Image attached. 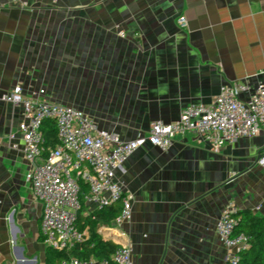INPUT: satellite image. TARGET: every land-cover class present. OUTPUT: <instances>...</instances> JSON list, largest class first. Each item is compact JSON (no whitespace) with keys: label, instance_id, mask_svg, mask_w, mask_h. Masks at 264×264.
Returning a JSON list of instances; mask_svg holds the SVG:
<instances>
[{"label":"crops","instance_id":"obj_1","mask_svg":"<svg viewBox=\"0 0 264 264\" xmlns=\"http://www.w3.org/2000/svg\"><path fill=\"white\" fill-rule=\"evenodd\" d=\"M0 1V95L21 85L123 140L213 104L223 86L264 81V0ZM22 119L21 107L0 102V264H47ZM263 150L264 129L219 151L195 132L167 151L148 143L116 172L131 218L98 219L89 201L78 223L88 237L131 245L134 264H230L217 223L228 204L264 217Z\"/></svg>","mask_w":264,"mask_h":264},{"label":"built area","instance_id":"obj_2","mask_svg":"<svg viewBox=\"0 0 264 264\" xmlns=\"http://www.w3.org/2000/svg\"><path fill=\"white\" fill-rule=\"evenodd\" d=\"M179 24L186 27L187 18L181 16ZM120 35L125 37L126 33L121 31ZM0 102L23 109L19 132L31 164L26 179L42 204L41 230L45 242L59 251L70 250L88 239L78 223L84 202L97 203L99 210L120 202L118 221L123 223L131 218V200L124 194L116 172L139 148L149 143L167 151L176 136L195 132L219 151L242 137L257 136L264 129V81L223 86L213 104L189 105L182 110L179 120H157L148 134L133 140L100 130L96 121L81 109L26 95L21 85L0 95ZM48 120L55 122L58 133L59 142L53 149L45 144L44 124ZM14 137L12 134L11 138ZM257 163L264 167V150ZM82 183L87 184L86 192ZM237 210L234 204H228L217 223L218 233L231 251L230 264H241V254L251 245L247 234L236 231ZM111 259L114 264H134L133 248L120 246ZM93 260L73 256L61 264H89ZM101 262L109 263L106 259Z\"/></svg>","mask_w":264,"mask_h":264},{"label":"trees","instance_id":"obj_3","mask_svg":"<svg viewBox=\"0 0 264 264\" xmlns=\"http://www.w3.org/2000/svg\"><path fill=\"white\" fill-rule=\"evenodd\" d=\"M44 134L47 148H55L59 139L53 120L45 122ZM82 190L84 192L88 190L87 184L82 183ZM106 208L97 212L98 219L118 217L120 209H117L114 204L108 206V210ZM235 215L238 217L236 231L247 234L250 237L251 243L250 247L241 254V264H264V217H258L246 209H238ZM117 248V244L113 241L104 239L98 232L92 231L90 237L85 242L75 245L70 250L59 251L49 246L47 264H61L64 259L73 256L84 260H90L91 258L98 260L106 259L109 262L108 264H114L111 255Z\"/></svg>","mask_w":264,"mask_h":264}]
</instances>
